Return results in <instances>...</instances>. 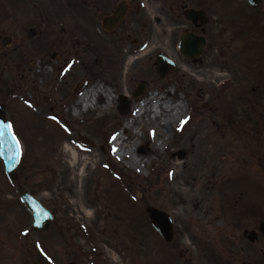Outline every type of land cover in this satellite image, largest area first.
<instances>
[{"label":"rangeland","instance_id":"374dc122","mask_svg":"<svg viewBox=\"0 0 264 264\" xmlns=\"http://www.w3.org/2000/svg\"><path fill=\"white\" fill-rule=\"evenodd\" d=\"M144 1V19L152 27L145 47L89 30L92 40L78 33L64 63L33 65L25 78L4 61L0 102L6 104L22 155L13 182L0 159V264L38 259L46 264H221L220 253L232 248L244 226L235 220L237 207L248 201L261 204L244 186L243 169L254 165L241 157L243 125L236 103L229 100L239 89V77L220 58L223 37L232 32L237 38L230 47L239 58L244 55V47H237L250 29L249 16L241 18L242 29L238 22L226 30L221 12L212 9L207 61L199 65L181 54L175 29L158 31L166 19L174 20L171 0L163 1L160 12ZM231 1L238 7L237 0ZM160 53L177 63L165 77L157 72ZM141 84L143 93L135 97ZM94 87H102L98 105L95 95L94 108L84 112L80 96ZM154 93L163 96L161 106L170 100L174 109L159 107L155 116L154 101H149L138 116L142 102ZM122 94L131 104L126 113L118 108ZM120 133L129 147L136 143L123 156L113 144ZM68 144L99 154L97 166L84 178L72 169ZM133 156L141 161L134 164ZM254 178L263 184L261 177ZM24 190L55 215L47 230L32 228V215L20 198ZM84 206L93 217H85ZM147 207L170 215L171 244L153 226Z\"/></svg>","mask_w":264,"mask_h":264},{"label":"flooded vegetation","instance_id":"af4514ba","mask_svg":"<svg viewBox=\"0 0 264 264\" xmlns=\"http://www.w3.org/2000/svg\"><path fill=\"white\" fill-rule=\"evenodd\" d=\"M163 1L149 0V9L162 11ZM237 2L238 7L232 5L231 0H171L170 13L174 20L166 19V27L162 25L158 31L165 34L168 28L171 32L175 29L174 41L178 47L185 34L204 36L205 43L199 54L186 57L194 64L203 65L207 61L211 10L221 12L222 22L228 24L226 30L249 16L250 29L241 34L243 42L237 47H244V55L239 58L230 47L237 38L232 32L228 39L226 34L223 37L224 52L220 58L235 67L239 77V89L229 100L236 103L239 123L243 125L241 157L254 165L251 170L243 169L247 178L244 186L250 189L251 196L260 198L261 204L248 201L237 207L235 220L244 226L236 238L238 242L234 238L232 248L220 253V262L264 264V0ZM146 14L144 0H0V101L4 61L17 76L25 78L33 65L46 66L59 60L64 63L78 43V33L92 40L89 30L121 35L145 47L150 41L146 34L152 33V27L144 19ZM234 16L239 18L233 19ZM244 23L237 26L238 29H242ZM190 45L195 47L194 43ZM228 102L226 99L225 103ZM254 177H261L263 184L257 185ZM172 253L177 255V252ZM206 257L211 260L210 256ZM181 262L188 264L189 260ZM191 263L195 264L193 260Z\"/></svg>","mask_w":264,"mask_h":264},{"label":"water","instance_id":"95a60500","mask_svg":"<svg viewBox=\"0 0 264 264\" xmlns=\"http://www.w3.org/2000/svg\"><path fill=\"white\" fill-rule=\"evenodd\" d=\"M251 2H257L258 0H250ZM190 42L195 44V47L191 48ZM205 40L203 37L198 36H184L180 48L184 55L198 54L201 46ZM174 62L165 55H159L157 60V71L164 77L168 72L174 69ZM144 86H140L135 91L134 96H138L142 93ZM119 110L121 113H126L130 109V102L126 96L120 97ZM21 157L20 142L12 132L10 122L6 118V106L4 103L0 104V158L3 161L5 171L11 181L16 179V169L19 165ZM21 199L27 209L33 215V229L36 231L45 230L54 219L53 213L45 207L40 200L27 191H23ZM150 212V218L154 226L160 231V233L168 241L173 239L172 220L168 213L159 210L154 207L148 208ZM30 264H45L43 261H34ZM74 264V263H69Z\"/></svg>","mask_w":264,"mask_h":264},{"label":"bare ground","instance_id":"6f19581e","mask_svg":"<svg viewBox=\"0 0 264 264\" xmlns=\"http://www.w3.org/2000/svg\"><path fill=\"white\" fill-rule=\"evenodd\" d=\"M148 52V51H146ZM145 52V53H146ZM132 60H129L128 64L131 62ZM132 63V62H131ZM102 91V87L100 88H91L89 90H87L86 92H84L81 96L80 99L85 98L86 96H91L92 98L96 95L97 91ZM107 96H108V105H110V95L111 92L107 91ZM163 96H158L157 93H154V95H152L150 98L146 99L144 102H142L141 106H140V111L138 112V116L142 113V111H144L147 108L148 102L149 101H154L153 103V111L155 112V116L158 115L157 111L159 107L165 108L167 110H172L174 109V107L171 106V102L170 100L164 101L163 102V106H161V102H162ZM177 108L178 109H182L183 106L181 105V102L177 103ZM77 108L75 110V113H77ZM183 110V109H182ZM166 122V127L170 126V122L166 120V118L164 119ZM127 130L130 128L129 125H127ZM123 134L120 133L119 135H117V137L114 140V145L119 147V154L121 156L125 155V152H128V148L132 149L133 146L136 144L135 142H132L130 147L128 145V143H124L123 140ZM66 153L69 157V161L71 162L72 165V169L74 172H78L82 177L84 178L87 175V172L90 171L92 169V167H96L98 164V159H99V154L92 150V149H87V150H80L78 147H74V146H70L69 144L66 147ZM132 161L134 164H137L141 161V158H138L136 156H133ZM83 181V180H82ZM82 191V190H81ZM83 191L80 192L78 194V199H80L81 195H82ZM84 213H85V217L87 218H91L93 217L91 211L87 208H85L84 206Z\"/></svg>","mask_w":264,"mask_h":264}]
</instances>
